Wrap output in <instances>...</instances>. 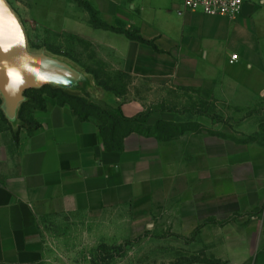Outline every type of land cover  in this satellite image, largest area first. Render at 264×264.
<instances>
[{
  "label": "crops",
  "instance_id": "obj_1",
  "mask_svg": "<svg viewBox=\"0 0 264 264\" xmlns=\"http://www.w3.org/2000/svg\"><path fill=\"white\" fill-rule=\"evenodd\" d=\"M84 1L104 23L136 30L161 51L93 28L88 13L67 19L66 30L132 80L116 93L93 77L102 108L128 118L150 110L148 126L177 123L173 111L149 109L144 83L149 94L184 87L212 95L236 113L264 100V0H247L236 19L186 10L183 0ZM43 97L45 108L33 109L30 122L10 125L13 141H0V264H58L47 248V222L122 208L160 232L167 224L160 239L184 264H264V144L239 137L264 122L239 120L232 137L205 129L167 140L132 132L120 150H108L94 118L82 121L68 104Z\"/></svg>",
  "mask_w": 264,
  "mask_h": 264
},
{
  "label": "rangeland",
  "instance_id": "obj_2",
  "mask_svg": "<svg viewBox=\"0 0 264 264\" xmlns=\"http://www.w3.org/2000/svg\"><path fill=\"white\" fill-rule=\"evenodd\" d=\"M6 1L22 23L29 49L45 51L69 61L85 72H94L102 82L117 93L126 90L132 82L127 74L110 71L97 59L94 47L86 39L64 28L67 19L81 20L87 14L75 0ZM139 88L150 104L149 109L161 108L176 113L177 132L181 130L199 132L205 129L211 135L232 137V130L238 128L239 120L243 122L245 118L252 116L255 123L264 122V110H262L264 100L259 101L258 108L254 111L236 113L230 105L217 100L215 96H204L190 88H178L171 92L160 90V93L154 94H149L150 88L145 83L139 85ZM30 94L37 98L42 95V93ZM34 105L30 103L24 107L20 126L30 121V112ZM148 113L150 110L144 112L141 118L144 120V125L135 123L132 128L144 132L145 137H153L146 134ZM252 113L255 115L253 116ZM96 116L95 114L90 117L98 121L99 125H111V121L105 116H100L99 119ZM128 128L125 126L118 129L115 140L123 142L124 138L122 139L121 134ZM239 137L241 142L255 140L264 144V126L262 125L258 133H242ZM0 138V141L7 145L13 141L10 124L1 110ZM9 148H12L11 144ZM45 231L47 248L58 264L185 263L184 255L178 259L174 255H169L167 238L160 239V236L167 237L169 234L167 224L160 232L154 229L151 221L137 223L126 208L114 209L103 216L58 215L46 223ZM162 242H166L164 247Z\"/></svg>",
  "mask_w": 264,
  "mask_h": 264
},
{
  "label": "water",
  "instance_id": "obj_3",
  "mask_svg": "<svg viewBox=\"0 0 264 264\" xmlns=\"http://www.w3.org/2000/svg\"><path fill=\"white\" fill-rule=\"evenodd\" d=\"M44 86L95 101L92 75L56 55L29 49L18 16L6 0H0V110L13 128L20 124L25 93Z\"/></svg>",
  "mask_w": 264,
  "mask_h": 264
},
{
  "label": "trees",
  "instance_id": "obj_4",
  "mask_svg": "<svg viewBox=\"0 0 264 264\" xmlns=\"http://www.w3.org/2000/svg\"><path fill=\"white\" fill-rule=\"evenodd\" d=\"M75 1L79 5H81L86 10V12L89 14V23L93 28L111 30L117 33H123L130 40H133V41H136L142 44L151 45L156 52H161L151 41L144 39L139 34L138 31L136 30H133V31L125 30L124 31L119 28H114L112 26H109L108 24L104 23L98 18V13L87 1H84V0H75ZM87 72L93 75L96 83L99 86L107 90L115 91L113 88L108 86L106 83L102 82L99 79V77L96 75V73L91 72V71H87ZM30 93H42V95L41 97L37 98L35 95H31ZM44 95L56 99L58 104L60 105L68 104L71 107V109L74 111V113L82 121L87 120L91 115H95V114L97 115L96 116L97 119H99L100 116H105L106 118H108L111 121V125L101 126L99 125L97 121L100 132L102 134L103 143L108 150H120L122 148V141L120 142L116 141L115 135L118 129H122L125 126L129 128L127 129V131L124 130L122 132L121 134L122 139L132 132L139 133V134L142 133V135H144V132H141L139 129L134 130L132 128V125L135 123H139V124L143 123L142 125H144V120L141 119L144 115L143 113L136 117L128 118L122 114L120 109L113 111L110 109L102 108L96 103L90 102L87 98L81 95L73 94V93L64 91L60 88H53L50 86H44L39 89L28 90L25 93L27 100L23 102L20 106L19 118L20 119L22 118L21 116H22L24 107L30 103L35 104L33 109H40V110L44 109L46 106L45 99L43 97ZM177 127L178 126L176 123L158 121L155 125L147 127L146 134H150L151 136L156 137L158 139L167 140V139H170L172 137H175L177 135L184 133L183 130L177 132L176 131Z\"/></svg>",
  "mask_w": 264,
  "mask_h": 264
},
{
  "label": "built area",
  "instance_id": "obj_5",
  "mask_svg": "<svg viewBox=\"0 0 264 264\" xmlns=\"http://www.w3.org/2000/svg\"><path fill=\"white\" fill-rule=\"evenodd\" d=\"M247 0H183L184 8L189 11H200L209 16H223L236 19L242 11ZM238 59L237 54H232L230 62Z\"/></svg>",
  "mask_w": 264,
  "mask_h": 264
}]
</instances>
